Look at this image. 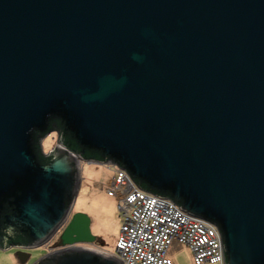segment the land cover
Listing matches in <instances>:
<instances>
[{
	"label": "water",
	"instance_id": "95a60500",
	"mask_svg": "<svg viewBox=\"0 0 264 264\" xmlns=\"http://www.w3.org/2000/svg\"><path fill=\"white\" fill-rule=\"evenodd\" d=\"M86 151L215 225L225 264H264V0H0V246L121 264L72 214Z\"/></svg>",
	"mask_w": 264,
	"mask_h": 264
},
{
	"label": "built area",
	"instance_id": "2783aa9c",
	"mask_svg": "<svg viewBox=\"0 0 264 264\" xmlns=\"http://www.w3.org/2000/svg\"><path fill=\"white\" fill-rule=\"evenodd\" d=\"M106 193L115 197L121 218L115 257L121 264H173V245L186 246L192 264H225L218 228L180 210L173 201L137 187L128 173L113 166ZM106 254V253H105Z\"/></svg>",
	"mask_w": 264,
	"mask_h": 264
},
{
	"label": "rangeland",
	"instance_id": "374dc122",
	"mask_svg": "<svg viewBox=\"0 0 264 264\" xmlns=\"http://www.w3.org/2000/svg\"><path fill=\"white\" fill-rule=\"evenodd\" d=\"M44 154L53 151L58 145L56 132H51L40 141ZM114 167L94 161L80 163V188L72 214L86 215L90 223V232L93 238L91 248L106 254H115V244L120 232L121 218L118 202L115 197L106 193L113 177ZM62 247L59 236L51 239L46 245L35 249L9 247L0 249V264H22L18 255L28 257L25 264H36L51 252ZM168 257L173 264H192L189 249L183 245H173Z\"/></svg>",
	"mask_w": 264,
	"mask_h": 264
},
{
	"label": "trees",
	"instance_id": "16d2710c",
	"mask_svg": "<svg viewBox=\"0 0 264 264\" xmlns=\"http://www.w3.org/2000/svg\"><path fill=\"white\" fill-rule=\"evenodd\" d=\"M51 132H59L62 133V129L59 125V122L55 119H50L48 121V127L46 129V131L44 132V134H40L37 131H35L34 134V141H33V150L36 153L38 160L41 164H45L51 161L52 156L51 155H47L44 154L41 150V145H40V141L43 137L47 136L49 133ZM59 139V138H58ZM63 145L66 148L67 151L71 152V153H78L79 152V147L76 145L75 141L71 138H65L63 140ZM84 160L85 161H100L101 157L99 156L98 153L95 152H91V151H86L85 155H84ZM143 191L147 192V187L146 186H142L141 188ZM158 196V195H157ZM13 247V246H18V247H25L27 246V241L24 240L22 237H16L13 238L12 240H9L8 243L6 245H1L0 247L2 249H6L9 247Z\"/></svg>",
	"mask_w": 264,
	"mask_h": 264
},
{
	"label": "flooded vegetation",
	"instance_id": "af4514ba",
	"mask_svg": "<svg viewBox=\"0 0 264 264\" xmlns=\"http://www.w3.org/2000/svg\"><path fill=\"white\" fill-rule=\"evenodd\" d=\"M57 236H59V237H60V234H58ZM7 243H8V242H7ZM17 247H18V246H17ZM82 247H87V246H84V245H83Z\"/></svg>",
	"mask_w": 264,
	"mask_h": 264
}]
</instances>
